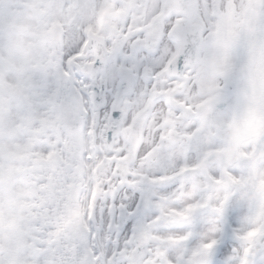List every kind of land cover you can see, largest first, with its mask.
I'll return each instance as SVG.
<instances>
[{"label": "snow or ice", "instance_id": "obj_1", "mask_svg": "<svg viewBox=\"0 0 264 264\" xmlns=\"http://www.w3.org/2000/svg\"><path fill=\"white\" fill-rule=\"evenodd\" d=\"M0 264H264V0H0Z\"/></svg>", "mask_w": 264, "mask_h": 264}]
</instances>
